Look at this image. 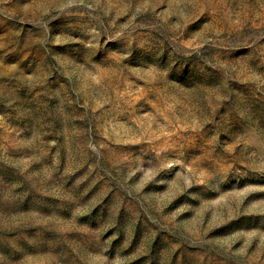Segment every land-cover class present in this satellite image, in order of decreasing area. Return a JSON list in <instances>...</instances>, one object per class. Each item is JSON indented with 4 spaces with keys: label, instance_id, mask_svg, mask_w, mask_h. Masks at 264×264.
I'll use <instances>...</instances> for the list:
<instances>
[{
    "label": "rangeland",
    "instance_id": "374dc122",
    "mask_svg": "<svg viewBox=\"0 0 264 264\" xmlns=\"http://www.w3.org/2000/svg\"><path fill=\"white\" fill-rule=\"evenodd\" d=\"M0 264H264V0H0Z\"/></svg>",
    "mask_w": 264,
    "mask_h": 264
}]
</instances>
